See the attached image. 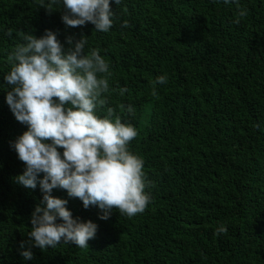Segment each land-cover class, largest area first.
<instances>
[{"label":"trees","instance_id":"obj_1","mask_svg":"<svg viewBox=\"0 0 264 264\" xmlns=\"http://www.w3.org/2000/svg\"><path fill=\"white\" fill-rule=\"evenodd\" d=\"M110 2L115 23L100 32L66 26L63 8L49 12L47 0H0V264H264V0ZM45 29L62 43L83 33L85 51L109 61L107 106L138 130L129 147L144 158L152 200L142 213L116 209L104 220L53 189L98 230L88 248L62 241L25 260L20 244L42 193L15 180L24 162L10 142L26 125L5 101L4 77L21 33ZM161 74L167 82L154 84ZM128 104L133 115L120 107ZM222 224L227 232L217 233Z\"/></svg>","mask_w":264,"mask_h":264},{"label":"clouds","instance_id":"obj_2","mask_svg":"<svg viewBox=\"0 0 264 264\" xmlns=\"http://www.w3.org/2000/svg\"><path fill=\"white\" fill-rule=\"evenodd\" d=\"M61 7L66 26L90 22L95 30L109 32L115 23L110 0H47L49 12ZM246 14V9L239 11L240 16ZM7 35H12L11 29ZM86 37L69 35L62 43L51 29L40 36L22 32L21 42L8 56L10 70L4 79L11 87L5 101L15 119L26 125L10 142L24 162L15 180L28 189L39 186L42 193L30 216L29 239L20 244L25 260L34 258L33 247L47 250L62 241L88 248L98 230L92 220L73 217L68 200L53 195V189L66 190L84 208L98 207L99 218L104 220L116 209L129 217L142 213L152 200L144 158L129 147L138 130L107 106L110 64L99 49L85 51ZM167 79L166 74L158 75L154 84ZM118 91L123 96L127 86ZM120 107L129 115L135 112L131 104ZM256 131H261L259 125ZM221 232H227L223 224L217 229Z\"/></svg>","mask_w":264,"mask_h":264}]
</instances>
